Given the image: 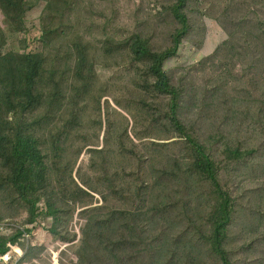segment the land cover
Masks as SVG:
<instances>
[{
	"label": "trees",
	"instance_id": "trees-1",
	"mask_svg": "<svg viewBox=\"0 0 264 264\" xmlns=\"http://www.w3.org/2000/svg\"><path fill=\"white\" fill-rule=\"evenodd\" d=\"M0 4L21 28L26 12L35 6L29 0H0ZM186 4L187 0L170 4L178 24L167 46L155 50L149 37L137 32L118 41L126 49V65L135 69L139 87L165 99L160 112L168 140H176L159 146L179 149L166 156L167 164L159 162L161 172L155 177L153 160L130 164L137 150L125 149L122 142L115 147L108 142L100 145L99 131L91 141L82 139L83 96L73 87L68 90L71 79H77L82 88L94 75L81 45L76 65L57 71L46 67L40 51L4 52L0 43V223L15 226L13 232L0 235V254L16 246L40 218H52L54 236L63 242L72 240L67 222L84 209L79 253L88 264L140 260L141 264H264L260 245L264 243V166L254 171L258 148L223 130L199 136L182 105L183 85L173 84L165 69V62L178 53L190 30ZM95 104L100 116L102 96H95ZM236 113L246 116L252 126L258 122L264 131V94L252 110ZM95 116L91 125L101 127ZM71 135L77 137V158L84 148L92 147L88 155L93 176L81 181L101 197V205L76 183L75 165L69 168L70 162L64 161L61 144ZM118 155L125 157V164L111 163ZM237 168L244 171L231 175ZM223 170L234 182L232 188L223 185ZM246 179L252 180L249 184L256 181L258 188L250 189ZM80 194L90 201L82 203ZM22 214L27 216L20 224L16 220ZM186 236L194 240L185 241Z\"/></svg>",
	"mask_w": 264,
	"mask_h": 264
},
{
	"label": "rangeland",
	"instance_id": "rangeland-1",
	"mask_svg": "<svg viewBox=\"0 0 264 264\" xmlns=\"http://www.w3.org/2000/svg\"><path fill=\"white\" fill-rule=\"evenodd\" d=\"M29 1L35 6L26 12L22 28L12 23L0 4L3 51H40L45 55L47 68L62 71L68 65H76L77 47L81 45L94 75L82 88L77 79H71L68 90L73 87L83 96L82 139L91 141L99 131L100 145L108 142L115 147L122 142L125 149L137 150L130 164L141 160L148 164L151 158L152 171L157 176L161 172L159 162L167 164L166 156L179 152L175 146H159L176 140H168L166 120L160 112L165 99L139 87L135 69L126 65V49L118 41L137 32L148 36L155 50L167 46L170 33L178 24L170 12L172 0ZM186 10L190 30L178 53L165 62V69L173 84L183 85L182 105L189 112V122L196 133L208 136L223 130L239 136L244 143L258 148L254 167L258 172L264 166V131L258 122L248 124L249 119L242 118L236 110H252L264 94V0H187ZM108 43H112L110 48ZM69 75L75 77L73 72ZM95 96H102L100 116L95 109ZM93 116L101 127L91 125ZM78 147L76 136L65 140L61 144L64 161L70 162L69 168L75 165L76 183L101 205V197L86 189L81 181L93 176L88 155L92 147L84 148L77 158ZM111 163L122 165L126 160L118 155ZM239 169L244 171L237 168L231 170V175ZM136 173L140 175V164ZM65 179L71 188L67 174ZM221 180L226 188L234 186L224 170ZM251 181L246 179L245 184L250 189L258 188L257 182L249 184ZM109 193L105 191L106 196ZM79 198L82 203L90 201L84 194ZM41 207L44 208L43 203ZM82 210L67 222L70 241L63 242L51 233L54 223L50 217L30 225L29 232L15 246L17 264H88L80 260L79 253ZM26 216L20 215L16 222H22ZM186 240L194 239L186 236ZM260 245L264 248V243ZM240 256L235 253L236 258ZM135 264H141V260Z\"/></svg>",
	"mask_w": 264,
	"mask_h": 264
},
{
	"label": "built area",
	"instance_id": "built-area-1",
	"mask_svg": "<svg viewBox=\"0 0 264 264\" xmlns=\"http://www.w3.org/2000/svg\"><path fill=\"white\" fill-rule=\"evenodd\" d=\"M9 230V225L0 224V234H7ZM14 250V249H13ZM16 250L14 252H9L4 255H0V264H17L18 258L14 257Z\"/></svg>",
	"mask_w": 264,
	"mask_h": 264
},
{
	"label": "clouds",
	"instance_id": "clouds-1",
	"mask_svg": "<svg viewBox=\"0 0 264 264\" xmlns=\"http://www.w3.org/2000/svg\"><path fill=\"white\" fill-rule=\"evenodd\" d=\"M0 224H7V223H0ZM7 225H9V229H13V224H7ZM10 231H11V230H10ZM10 231H9V232H10ZM9 232H8V233H9ZM8 233H7V234H8ZM7 234H0V235H1V236H5V235H7ZM25 236H26V234L24 235V237H25ZM24 237H23V238H24ZM13 249L15 250V246H13V247H12L8 252H6L5 254H7V253H9V252H14ZM0 255H4V254H0Z\"/></svg>",
	"mask_w": 264,
	"mask_h": 264
}]
</instances>
